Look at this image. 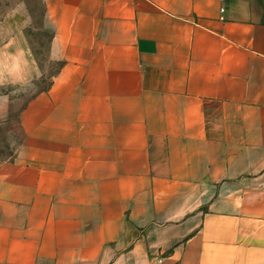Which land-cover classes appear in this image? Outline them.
<instances>
[{"label": "crops", "instance_id": "crops-1", "mask_svg": "<svg viewBox=\"0 0 264 264\" xmlns=\"http://www.w3.org/2000/svg\"><path fill=\"white\" fill-rule=\"evenodd\" d=\"M40 4L57 64L0 151V264H264V0Z\"/></svg>", "mask_w": 264, "mask_h": 264}, {"label": "rangeland", "instance_id": "rangeland-1", "mask_svg": "<svg viewBox=\"0 0 264 264\" xmlns=\"http://www.w3.org/2000/svg\"><path fill=\"white\" fill-rule=\"evenodd\" d=\"M49 39L50 27L40 0H0V91L11 94V125L0 127L4 155L11 152L19 136L15 123L25 101L45 89L55 71L57 63L50 56Z\"/></svg>", "mask_w": 264, "mask_h": 264}, {"label": "built area", "instance_id": "built-area-1", "mask_svg": "<svg viewBox=\"0 0 264 264\" xmlns=\"http://www.w3.org/2000/svg\"><path fill=\"white\" fill-rule=\"evenodd\" d=\"M221 1H223V0H221ZM224 11V8L223 7H221L220 8V12H223Z\"/></svg>", "mask_w": 264, "mask_h": 264}]
</instances>
